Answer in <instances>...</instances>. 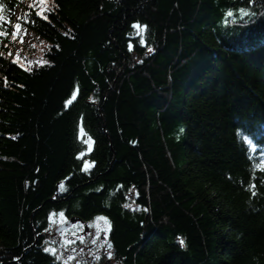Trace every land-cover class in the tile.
Segmentation results:
<instances>
[{"label": "trees", "instance_id": "trees-1", "mask_svg": "<svg viewBox=\"0 0 264 264\" xmlns=\"http://www.w3.org/2000/svg\"><path fill=\"white\" fill-rule=\"evenodd\" d=\"M48 2L0 0V264H60L57 214L109 264H264V0Z\"/></svg>", "mask_w": 264, "mask_h": 264}, {"label": "rangeland", "instance_id": "rangeland-1", "mask_svg": "<svg viewBox=\"0 0 264 264\" xmlns=\"http://www.w3.org/2000/svg\"><path fill=\"white\" fill-rule=\"evenodd\" d=\"M21 3L33 7L38 11H46L50 3L48 0L44 4H40L39 0H21ZM16 17H19L16 15ZM18 23V22H17ZM15 32V24L11 27ZM11 38V47L9 49V57L16 63L25 68H34L45 64V53L48 51V46L41 39L22 27L18 34ZM49 222V233L46 237V252L53 256L60 264H89L88 257H92L97 250L103 251L101 243L94 249L97 240L102 235H107L110 231L108 222L101 218L97 219L84 232L79 227H72L57 233L62 224L63 216L61 214L51 215ZM83 234H88V239L83 238ZM85 246V248L83 247ZM102 247V248H101ZM111 264H115L112 262Z\"/></svg>", "mask_w": 264, "mask_h": 264}, {"label": "bare ground", "instance_id": "bare-ground-1", "mask_svg": "<svg viewBox=\"0 0 264 264\" xmlns=\"http://www.w3.org/2000/svg\"><path fill=\"white\" fill-rule=\"evenodd\" d=\"M50 220H51V217H50ZM49 222H51V221H49ZM80 225H81V222L78 223L77 221L73 220V221H70L68 223V228H72L74 226L79 227ZM109 233L106 236L102 235L101 237H99V239L97 240V243H102V242L107 241V239L109 237ZM110 254H111L110 251H106L105 253H103L101 256H98L97 258L90 256V257H88L87 262H89V264H104L105 262H107L109 260Z\"/></svg>", "mask_w": 264, "mask_h": 264}, {"label": "snow or ice", "instance_id": "snow-or-ice-1", "mask_svg": "<svg viewBox=\"0 0 264 264\" xmlns=\"http://www.w3.org/2000/svg\"><path fill=\"white\" fill-rule=\"evenodd\" d=\"M45 2H46V0H39V3L41 5L44 4ZM2 11H3V7H2V5H0V12H2ZM36 15L40 16L44 20L48 19V17L43 14V11H38L36 13ZM229 15H232V13H229ZM28 22L31 23L32 21H28ZM4 23L11 24V20H6L3 16H0V27H2V25ZM135 27L139 28L140 25L137 24V25H135ZM21 29H22L21 23H16L15 24V32L13 33V35L18 34L21 31ZM6 35H8V33L4 32V31H0V37H4ZM148 51L151 52V51H153V49L149 48ZM45 63H47V62H45ZM125 207H127V205H125ZM181 243H183V241Z\"/></svg>", "mask_w": 264, "mask_h": 264}, {"label": "flooded vegetation", "instance_id": "flooded-vegetation-1", "mask_svg": "<svg viewBox=\"0 0 264 264\" xmlns=\"http://www.w3.org/2000/svg\"><path fill=\"white\" fill-rule=\"evenodd\" d=\"M83 226H85V225H84V224H81V225L79 226V228H80V229H83ZM83 238L89 240V239H88V234H83ZM99 244H100V243L95 244V245H94V249H93V247H92V250H95V249L99 246ZM101 245H102V247H103V251L101 252V250H97V252H96L92 257H96V258H97L98 256H101V255H102L103 253H105L106 251H110V250H106L107 241L102 242ZM45 246H46V244H45ZM83 247L85 248V246H83ZM102 247H101V248H102ZM109 257H110V258H109V260L107 261L108 264H109V262H110V260H111L112 254H110Z\"/></svg>", "mask_w": 264, "mask_h": 264}, {"label": "water", "instance_id": "water-1", "mask_svg": "<svg viewBox=\"0 0 264 264\" xmlns=\"http://www.w3.org/2000/svg\"><path fill=\"white\" fill-rule=\"evenodd\" d=\"M67 228H68L67 225H63L57 233L62 232L64 230H66Z\"/></svg>", "mask_w": 264, "mask_h": 264}]
</instances>
